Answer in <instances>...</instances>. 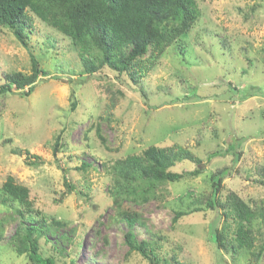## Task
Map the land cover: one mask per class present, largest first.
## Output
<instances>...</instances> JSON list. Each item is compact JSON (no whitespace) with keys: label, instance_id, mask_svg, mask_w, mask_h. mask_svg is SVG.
Listing matches in <instances>:
<instances>
[{"label":"rangeland","instance_id":"374dc122","mask_svg":"<svg viewBox=\"0 0 264 264\" xmlns=\"http://www.w3.org/2000/svg\"><path fill=\"white\" fill-rule=\"evenodd\" d=\"M195 1L201 16L190 32L136 83L108 70L87 77L69 41L38 19L28 48L0 28V85L2 71L30 73V54L47 73L28 97L0 95V186L12 177L28 189L34 209L63 224L43 228V257L53 256L56 264H149L125 255L123 236L131 230L138 241L158 240L165 258L159 264H253L250 251L235 257L217 251L214 213L204 203L210 176L227 168L222 199L234 192L253 208L264 204V0ZM56 136L62 145L55 159ZM151 145L188 148L203 162L201 174L169 184L164 202L116 208L108 167ZM212 151L221 156L207 162ZM26 152L42 164L28 165ZM194 167L182 161L174 170ZM8 204L0 203V264H28L8 243L18 224ZM192 208L203 210L172 225L175 212ZM121 211L134 213L137 222L129 227ZM262 232L252 251L264 246ZM255 264H264V248Z\"/></svg>","mask_w":264,"mask_h":264},{"label":"trees","instance_id":"16d2710c","mask_svg":"<svg viewBox=\"0 0 264 264\" xmlns=\"http://www.w3.org/2000/svg\"><path fill=\"white\" fill-rule=\"evenodd\" d=\"M200 16L195 0H0V28L9 30L23 47L28 48V34L33 30L34 20L38 19L47 30L69 41L83 66L84 75L95 77L108 70L117 78L126 75L133 83L154 68L165 51L190 32ZM177 47H180V53L185 50L182 43ZM38 65L37 59L30 54L29 74L2 71L4 84L0 85V95L17 92L20 97H28L40 76L47 75ZM83 77L78 80L82 82ZM119 94L123 96V93ZM71 97V109H74L72 92ZM114 105L111 103L112 108ZM60 141L59 136L53 141L52 156L55 159L62 145ZM12 153L20 154L19 150ZM220 156V152L212 151L207 162ZM26 159L33 167L42 164L39 156L28 152ZM182 161L194 163V169L175 171L174 167ZM85 166L82 163L81 168ZM202 167L203 162L194 158L188 148L151 145L139 153L112 161L107 169L108 195L118 209L124 202H164L170 197L169 184L201 174ZM227 171V168L221 169L210 176V192L204 203V208L214 213L211 221L214 245L217 251L224 250L233 257L243 250L250 251L251 261L255 264L264 248L262 242L252 251L256 247V238L260 236L263 240L264 204L253 208L234 192H228L222 199L221 183ZM65 184L68 190L75 189L67 182ZM82 195L86 197V194ZM0 203H9L17 217L18 224L8 240L16 254L23 256L28 264H56L53 256H42L39 240L44 238L46 228L56 229L63 224L53 218L49 220L34 209L28 189L16 184L10 176L0 186ZM202 210L192 208L175 212L172 225ZM120 216L129 227L137 222L134 213L121 211ZM219 220L221 226L217 225ZM123 238L126 256L136 254L149 264L165 261L160 256L158 240L138 241L131 230L125 232Z\"/></svg>","mask_w":264,"mask_h":264}]
</instances>
